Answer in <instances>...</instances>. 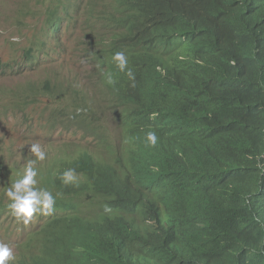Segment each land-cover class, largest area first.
Listing matches in <instances>:
<instances>
[{
    "label": "trees",
    "instance_id": "obj_1",
    "mask_svg": "<svg viewBox=\"0 0 264 264\" xmlns=\"http://www.w3.org/2000/svg\"><path fill=\"white\" fill-rule=\"evenodd\" d=\"M118 1L155 22L137 85H109L139 154L130 177L91 162L45 187L43 251L59 264H264V0Z\"/></svg>",
    "mask_w": 264,
    "mask_h": 264
},
{
    "label": "clouds",
    "instance_id": "obj_2",
    "mask_svg": "<svg viewBox=\"0 0 264 264\" xmlns=\"http://www.w3.org/2000/svg\"><path fill=\"white\" fill-rule=\"evenodd\" d=\"M30 3L41 10L42 28L19 60L7 67H24L32 74L0 94V264H59L43 251L39 233L54 210L55 198L45 187L55 179L62 176V182L68 184L81 174L88 176L91 162H108L112 173L131 176L130 162L139 151L121 139L109 85L115 84L114 78L137 85L138 73L146 63H138L137 58L149 50V39L154 37L153 13L151 17L148 11H136L118 0ZM30 12L25 9L22 14ZM46 34L53 37L54 46ZM18 39L12 37L13 42ZM70 53L83 55L92 67L89 73L84 71L86 94L79 88L74 92L81 103H69L67 85L59 80L63 65L59 59ZM41 97L47 98L48 104L37 114L33 107ZM5 99L13 104H5ZM106 115L115 123L116 137H108L111 148L97 134V128L105 133L99 119ZM71 130L83 133L82 145L62 139L56 143L57 134L62 138L63 131ZM157 140L155 131L146 133L150 146ZM5 215L10 225L19 222L13 242H9L13 229L6 226ZM37 219L43 223L37 224ZM120 258L115 253L110 262Z\"/></svg>",
    "mask_w": 264,
    "mask_h": 264
},
{
    "label": "rangeland",
    "instance_id": "obj_3",
    "mask_svg": "<svg viewBox=\"0 0 264 264\" xmlns=\"http://www.w3.org/2000/svg\"><path fill=\"white\" fill-rule=\"evenodd\" d=\"M32 0H0V94L7 92V87L16 86L18 83L25 80L29 75L27 68L21 67L18 69H13L7 67V63H16L25 50L33 42L34 37L42 28L41 10L35 4L30 3ZM28 9L31 11L27 15H23L22 12ZM30 15V17H28ZM12 37H18V42H13ZM54 40L51 39V46H54ZM63 62L60 69L59 80L67 85L66 93L71 98L69 103H81L78 99L74 97V92L76 88H79L86 94L88 78L85 72L89 73L92 67L86 64V59L81 54L70 53L68 57H61L59 59ZM64 69V70H63ZM85 71V72H84ZM22 73V75H19ZM73 75V76H72ZM83 98V97H80ZM5 104L12 105L13 102L9 99H5ZM48 99L41 97L39 103L33 110L37 114H41L42 110L47 106ZM105 128V133L107 136L114 140L115 133V123L112 121V116L106 115L103 119H99ZM77 141L80 145L83 144V133L71 131H63V137L60 138V134L56 135V143L58 141ZM6 226H9V220L7 215L4 216ZM37 224H42V219H37L35 221ZM19 222L15 221L10 225L12 228L9 242H13L17 239V228ZM2 226V224H0Z\"/></svg>",
    "mask_w": 264,
    "mask_h": 264
},
{
    "label": "bare ground",
    "instance_id": "obj_4",
    "mask_svg": "<svg viewBox=\"0 0 264 264\" xmlns=\"http://www.w3.org/2000/svg\"><path fill=\"white\" fill-rule=\"evenodd\" d=\"M63 28V30H62V33H65L66 32V27H64V26H62ZM46 37L48 38V39H51V37L48 35V34H46ZM52 39H53V37H52ZM124 251H125V248H124ZM127 252V251H126ZM128 255H129V252L127 253ZM132 254V253H131ZM132 257V256H131Z\"/></svg>",
    "mask_w": 264,
    "mask_h": 264
}]
</instances>
